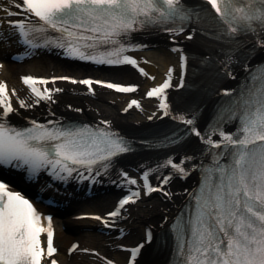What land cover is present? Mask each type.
I'll return each instance as SVG.
<instances>
[{
	"label": "snow or ice",
	"instance_id": "snow-or-ice-1",
	"mask_svg": "<svg viewBox=\"0 0 264 264\" xmlns=\"http://www.w3.org/2000/svg\"><path fill=\"white\" fill-rule=\"evenodd\" d=\"M206 4L214 11V17L208 9L203 13L190 10L183 0H22V3H15L20 12L4 11L9 17L27 13L22 19L7 21L24 49V58L31 57L38 49L53 47L61 49L68 58L109 66L137 65L134 58L126 55L136 47L126 43L131 33L171 23L179 26L166 28V31L180 35L183 22L193 15L199 18L207 13L208 17L224 25L222 34L229 38L257 30L264 33V0H206ZM186 38L190 40L192 36ZM2 40L0 36V42ZM256 47L264 48V37ZM172 50L177 51L175 48ZM184 62L181 50L180 87L184 82ZM140 71L143 74V69ZM173 71L171 68L168 70L169 77ZM21 80L37 98L33 103L18 99L21 108L33 107L40 101L55 102L53 94L62 89L45 87L41 91L35 85L55 84L57 80L88 86V91L93 94L92 85L117 93H131L138 87L92 79L76 80L67 76L51 80L24 76ZM169 87L170 80L166 78L161 85L150 89L146 96L160 98ZM225 94L232 93L225 90ZM11 95H17L15 89L11 90ZM133 105L139 107L138 101L133 99L128 108ZM0 108H3L0 113V172L4 169L22 172V178L28 182L36 181L45 170L58 181L79 177L96 182V177L102 175L101 169L106 171L115 157L132 151L117 133L90 130L88 126L48 127L35 121L28 128L11 126L7 118L15 109L3 82H0ZM159 108L164 116L170 115L166 97L159 99ZM227 116L240 121L239 135L225 133L219 125L205 134L194 126V119L173 116L189 126L191 134L199 137L209 148L218 150L210 153L212 163L205 169L199 192L193 196L192 218L186 224L175 226L178 229L176 264H264V69L246 81L234 106L227 110ZM223 120L224 116H221V122ZM102 123L107 126V122ZM215 135H219L221 140H214ZM167 139L175 143L179 137L173 135ZM221 149H229L225 157L227 163L215 158L223 156ZM184 164V160L177 163L168 159L158 167H170L183 179L188 171ZM153 171L156 170L149 169L141 176L145 195L163 191L164 185L172 179L164 176L159 186H153L149 182ZM121 179L130 186L138 183L127 173H123ZM164 195L170 193L164 192ZM140 196L139 190L131 191L128 197L118 202L116 209L108 213L109 218L119 217L125 206L136 203ZM91 218L102 221L105 227L115 224L114 219L110 222L100 216ZM44 219L48 221L47 227L41 225V216L33 203L22 193L11 190L9 181L0 175V264H41L45 251L47 257L57 252L52 217ZM44 233L47 236L46 249L41 246L40 239ZM146 239H150V235ZM143 246L128 250L129 264H133ZM76 248L77 245H73L69 254ZM51 264H57V261L53 259Z\"/></svg>",
	"mask_w": 264,
	"mask_h": 264
},
{
	"label": "bare ground",
	"instance_id": "bare-ground-1",
	"mask_svg": "<svg viewBox=\"0 0 264 264\" xmlns=\"http://www.w3.org/2000/svg\"><path fill=\"white\" fill-rule=\"evenodd\" d=\"M172 38L175 42L173 46H169V44L166 43L163 39H157L153 41L154 45L162 48L161 51L164 56V59L159 62L161 64V68H157L154 65L147 66L150 74L152 76H155V81L161 79L162 72L160 69H162V71L164 72L166 71L168 66L173 64L174 53L169 52V47L176 48L178 46H182L180 37ZM56 51L57 50H54V52ZM49 52L51 54L50 50ZM259 54L262 57L264 55V49H262ZM136 56L152 61L150 59L151 57L146 52L136 53ZM252 60H256V58ZM90 70V68H84L77 64H68L61 62L58 59H54V57L49 54L38 52L33 55L30 63L13 65L5 64L0 74V80L3 79L7 81L10 87L16 88L17 91L22 93V90L18 83L19 75L31 73L47 76H66L70 74L74 76H81L83 75L84 71L90 72ZM91 74H95V76L99 77L113 78L119 80L120 82L135 83L139 87H146L151 84V82L145 79L134 77L129 71L124 69L110 70L107 72L103 70H97L91 71ZM121 100L122 99L120 97L111 99L108 97H103V95H97L95 100L88 101L85 100L81 95V89L63 88V92L54 97L55 102L46 105L47 107L40 106L36 109L31 107H18L19 111L16 115L19 118L29 116L45 117L50 113L57 115L62 112L64 113L67 110L72 112V109L76 107L83 108L80 116L87 117L91 120L100 119L103 122H107V125L117 130L137 131L143 129V127L147 125L145 122V117H138L132 113H129L125 116L119 114L118 111L122 109V106L119 109L116 107L121 102ZM148 115L149 114H147L146 116ZM125 163L126 161H123L121 163L122 166ZM149 166L151 167L152 165L145 164L146 168H148ZM114 170V167H109L106 171H103L101 175V181L105 182L104 184H106L105 188H107V190L98 195V197L92 202L91 206H93L92 208L94 212H109L108 210L113 206L116 193L114 192V189L112 190L108 184L112 182L111 175ZM192 181V176H189V178L182 182L173 179L172 182L167 185V188L170 189L169 199L163 200L162 198H157L155 200L151 199L149 201H141L127 209V211L123 214V217L118 222L119 226L125 227L128 230V235L125 236L123 240L127 243L137 240L142 236L144 228L146 226L153 225L158 227L159 224L163 222L164 218L170 219L175 212V207L178 206V204L184 198L186 192L191 188ZM71 205H81L82 207L90 208L86 203H72ZM84 225L89 227L92 226L89 223H86ZM60 226L61 225H59V227ZM73 241H76L73 236L64 234L61 229L57 231L55 243L59 250L57 258L60 260L61 264H95L93 261H88L87 259L80 258L79 256H65V245L68 246ZM79 243V249L85 248L90 250H103L108 253L114 254V252L109 251V248L113 247L115 244H112L107 240L103 241L100 237H96L95 235L85 237L84 239L80 240ZM116 258H118V256ZM154 260L157 261L156 258ZM144 264H148V262Z\"/></svg>",
	"mask_w": 264,
	"mask_h": 264
}]
</instances>
